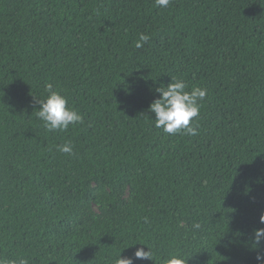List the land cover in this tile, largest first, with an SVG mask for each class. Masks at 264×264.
Here are the masks:
<instances>
[{
  "label": "trees",
  "instance_id": "trees-1",
  "mask_svg": "<svg viewBox=\"0 0 264 264\" xmlns=\"http://www.w3.org/2000/svg\"><path fill=\"white\" fill-rule=\"evenodd\" d=\"M171 76L207 89L195 136L155 127ZM48 83L82 123L44 128ZM262 215L264 0H0V257L264 264Z\"/></svg>",
  "mask_w": 264,
  "mask_h": 264
},
{
  "label": "clouds",
  "instance_id": "clouds-1",
  "mask_svg": "<svg viewBox=\"0 0 264 264\" xmlns=\"http://www.w3.org/2000/svg\"><path fill=\"white\" fill-rule=\"evenodd\" d=\"M171 0H155L158 8H167ZM151 37L141 33L136 41V47L141 48ZM48 95L45 99H40V109L36 112L37 118L43 121V126L48 132L65 131L70 125L83 122V116L77 109L68 106V99L59 91H54L52 84H46ZM187 85L182 79L171 76V83L161 85L156 88L159 98L150 104L149 111L155 114V127L162 128L163 131L170 135L185 134L195 136L198 134V124L194 118L199 116L201 101L207 95V89L193 87L192 90L186 91ZM60 152L73 154V146L70 142L63 145H57ZM260 222L264 223V215L260 217ZM194 228H200V225L194 224ZM255 242L260 244L264 239V228L254 230ZM148 247V246H147ZM145 251L143 247L137 249L134 253L135 259L153 260V251L148 247ZM257 260L264 262V256L257 255ZM0 264H29L26 258L10 260L0 257ZM114 264H134L132 257L122 258L118 254ZM166 264H185L182 256L179 254H170Z\"/></svg>",
  "mask_w": 264,
  "mask_h": 264
},
{
  "label": "rangeland",
  "instance_id": "rangeland-1",
  "mask_svg": "<svg viewBox=\"0 0 264 264\" xmlns=\"http://www.w3.org/2000/svg\"><path fill=\"white\" fill-rule=\"evenodd\" d=\"M93 209H94L95 211H97L96 206H93Z\"/></svg>",
  "mask_w": 264,
  "mask_h": 264
}]
</instances>
